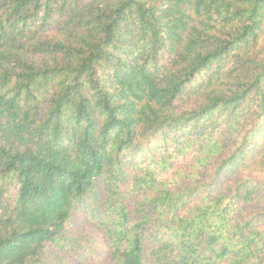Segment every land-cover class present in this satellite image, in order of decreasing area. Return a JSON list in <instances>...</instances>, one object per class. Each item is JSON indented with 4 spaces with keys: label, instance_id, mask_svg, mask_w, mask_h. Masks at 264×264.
Wrapping results in <instances>:
<instances>
[{
    "label": "trees",
    "instance_id": "16d2710c",
    "mask_svg": "<svg viewBox=\"0 0 264 264\" xmlns=\"http://www.w3.org/2000/svg\"><path fill=\"white\" fill-rule=\"evenodd\" d=\"M0 264H264V0H0Z\"/></svg>",
    "mask_w": 264,
    "mask_h": 264
}]
</instances>
